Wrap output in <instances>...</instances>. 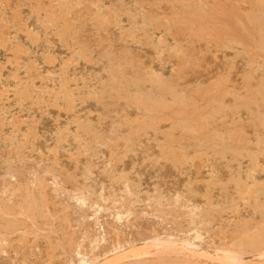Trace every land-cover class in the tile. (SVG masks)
<instances>
[{
  "label": "rangeland",
  "instance_id": "rangeland-1",
  "mask_svg": "<svg viewBox=\"0 0 264 264\" xmlns=\"http://www.w3.org/2000/svg\"><path fill=\"white\" fill-rule=\"evenodd\" d=\"M0 264H264V0H0Z\"/></svg>",
  "mask_w": 264,
  "mask_h": 264
},
{
  "label": "bare ground",
  "instance_id": "bare-ground-1",
  "mask_svg": "<svg viewBox=\"0 0 264 264\" xmlns=\"http://www.w3.org/2000/svg\"><path fill=\"white\" fill-rule=\"evenodd\" d=\"M247 32V31H246ZM89 77V76H88ZM243 93V92H242ZM164 104V103H163Z\"/></svg>",
  "mask_w": 264,
  "mask_h": 264
}]
</instances>
